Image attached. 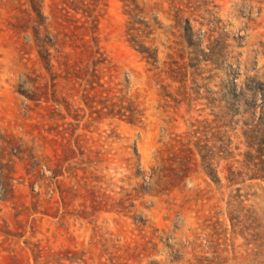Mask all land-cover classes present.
<instances>
[{
	"label": "rangeland",
	"instance_id": "rangeland-1",
	"mask_svg": "<svg viewBox=\"0 0 264 264\" xmlns=\"http://www.w3.org/2000/svg\"><path fill=\"white\" fill-rule=\"evenodd\" d=\"M0 264H264V0H0Z\"/></svg>",
	"mask_w": 264,
	"mask_h": 264
}]
</instances>
